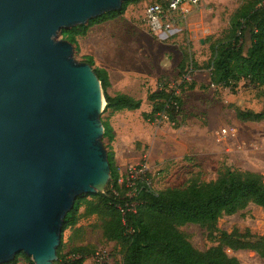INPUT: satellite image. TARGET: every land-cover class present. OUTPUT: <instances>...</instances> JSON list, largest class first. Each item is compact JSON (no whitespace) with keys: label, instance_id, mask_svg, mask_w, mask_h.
Instances as JSON below:
<instances>
[{"label":"water","instance_id":"1","mask_svg":"<svg viewBox=\"0 0 264 264\" xmlns=\"http://www.w3.org/2000/svg\"><path fill=\"white\" fill-rule=\"evenodd\" d=\"M124 1L0 0V264H54L76 198L109 183L102 82L58 35Z\"/></svg>","mask_w":264,"mask_h":264},{"label":"rangeland","instance_id":"2","mask_svg":"<svg viewBox=\"0 0 264 264\" xmlns=\"http://www.w3.org/2000/svg\"><path fill=\"white\" fill-rule=\"evenodd\" d=\"M151 1L156 0H141L128 8H132L134 20L154 35L144 21L146 6ZM247 1L203 0L190 16L176 24L180 29L168 39L172 49L168 72L146 85L151 90L166 85L179 92L183 101L175 121L163 116L153 121L144 118V112H150L153 105L145 88L137 90V96L143 99L139 110L111 111L105 110L104 105L101 119L110 121L114 128L116 137L112 145L120 168V187L126 196L135 194L136 180L140 177L156 191L184 187L192 181H212L227 169L258 172L264 178V119L242 120L237 115V109L262 111L264 88L248 79H242L234 89L213 85L208 67L213 56L211 45L229 34L234 14ZM58 38H63L61 33ZM86 56L82 49L74 50L77 60L84 61ZM186 70L184 81L182 75ZM121 77L120 72L113 74L109 93L124 88ZM128 85L136 87L133 83ZM103 142L108 150L110 141L103 136ZM143 165L145 169L132 177L131 169ZM84 211L82 207L79 222L65 230L64 251L85 246L91 252L85 264H123L124 249L104 236V219L97 214L86 215ZM216 228L211 236L200 224L180 226L197 249L205 250L219 244L220 231L239 229L264 236V208L251 203L235 214L221 217ZM226 251L242 264H264V258L254 250L226 248ZM14 264L29 261L21 255Z\"/></svg>","mask_w":264,"mask_h":264},{"label":"trees","instance_id":"3","mask_svg":"<svg viewBox=\"0 0 264 264\" xmlns=\"http://www.w3.org/2000/svg\"><path fill=\"white\" fill-rule=\"evenodd\" d=\"M140 1L125 0L120 9L103 13L86 24L64 28L60 33L74 44L75 51H80L79 36H85L95 24L122 15L130 4ZM211 47L213 56L208 64L211 84L234 89L242 79H248L264 88V1L248 0L244 3L232 18L229 34L216 40ZM84 61L94 67L102 82L105 110H138L142 107V99L131 94L109 93L112 86L110 74L106 68L97 65L92 55H87ZM192 86H195L194 82ZM148 96L153 105L151 111L144 114L145 119L153 121L162 113L171 121L177 119L183 101L178 91L163 85L158 91L149 92ZM237 115L242 120L261 121L264 107L258 112L237 109ZM103 124L104 138L110 141L107 151L111 178L104 192L83 193L76 198L65 217L54 264H85L91 253L85 246L64 251V232L79 222L82 207H85L84 214H97L104 219L103 234L122 246L123 264H242L236 256L229 255L226 248L251 249L264 258V236H255L250 231H220L218 245L199 250L180 230L182 225L196 223L213 236L218 220L224 215L235 214L251 203L264 208L261 173L227 169L212 181H192L184 187L160 191L152 189L147 180L140 177L136 180L135 194L126 196L120 187V168L112 145L116 137L114 128L110 121H103ZM132 203H135V210H132ZM21 255L29 264H36L24 252L2 264L17 263Z\"/></svg>","mask_w":264,"mask_h":264},{"label":"crops","instance_id":"4","mask_svg":"<svg viewBox=\"0 0 264 264\" xmlns=\"http://www.w3.org/2000/svg\"><path fill=\"white\" fill-rule=\"evenodd\" d=\"M131 10L132 8L129 7L122 15L93 25L88 33L79 36L78 40L82 52L92 55L99 66L108 70L112 84L113 74L121 73L124 88L119 92L142 99L137 96V90L145 88V94L151 101L149 92L158 91L161 87L151 90L146 85L156 82L160 76L167 74L172 52L168 39L180 28L176 26L170 33L153 35L143 29L139 21L134 20ZM127 79L131 81L126 83ZM132 83L135 88L128 85Z\"/></svg>","mask_w":264,"mask_h":264},{"label":"built area","instance_id":"5","mask_svg":"<svg viewBox=\"0 0 264 264\" xmlns=\"http://www.w3.org/2000/svg\"><path fill=\"white\" fill-rule=\"evenodd\" d=\"M202 2L203 0L151 1L146 6L144 21L156 35L170 33L176 28V24L179 20L186 19V17ZM190 70L192 71V69ZM186 74L187 73L184 74V78H187ZM175 105L178 108L177 102H175ZM160 116L168 119L165 113H162ZM144 169V165L139 168L133 167L131 169V176L134 177L135 173L142 172ZM120 180H122L121 177L119 181ZM132 206V210H135V203H132ZM121 210L124 211L122 207ZM128 231L131 232L132 229H128Z\"/></svg>","mask_w":264,"mask_h":264}]
</instances>
